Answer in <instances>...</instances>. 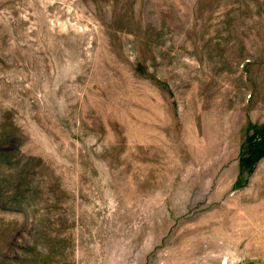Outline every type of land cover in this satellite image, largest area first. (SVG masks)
<instances>
[{
    "label": "rangeland",
    "instance_id": "rangeland-1",
    "mask_svg": "<svg viewBox=\"0 0 264 264\" xmlns=\"http://www.w3.org/2000/svg\"><path fill=\"white\" fill-rule=\"evenodd\" d=\"M0 264H264V0H0Z\"/></svg>",
    "mask_w": 264,
    "mask_h": 264
}]
</instances>
